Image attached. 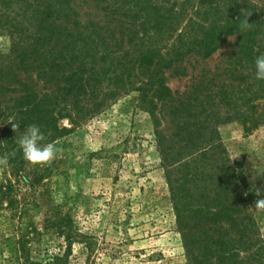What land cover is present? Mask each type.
Returning a JSON list of instances; mask_svg holds the SVG:
<instances>
[{
  "label": "rangeland",
  "instance_id": "obj_1",
  "mask_svg": "<svg viewBox=\"0 0 264 264\" xmlns=\"http://www.w3.org/2000/svg\"><path fill=\"white\" fill-rule=\"evenodd\" d=\"M50 5L0 0V130L10 125L16 80L23 78L13 75L17 54L57 46L48 32L37 35ZM69 6L82 30L60 36L77 57L66 64L96 90L75 89L73 112L82 123L59 121L68 132L53 142L63 151L51 166L30 165L45 170L44 177L33 190L18 183L19 214L10 219L7 201H0V264H13L6 239L25 231L32 259L62 257L65 242L46 227L57 213L82 235L63 264H217L202 258L199 244L191 258L185 250L176 212L183 220L193 210L197 222L209 212L220 215L212 226L223 227L232 242L233 257L224 264H264V212L252 207L253 184L264 189V80L255 77V59L264 54V0H71ZM248 13L254 30L241 32ZM209 28L225 35L204 58L195 52L199 46L186 45ZM186 49L192 51L168 61ZM149 52L169 63L158 77L172 101L142 94L137 56ZM148 60L152 65L154 58ZM109 64L117 82L104 75L93 83V72ZM41 87L34 83V92ZM221 207L235 212V223Z\"/></svg>",
  "mask_w": 264,
  "mask_h": 264
},
{
  "label": "trees",
  "instance_id": "obj_2",
  "mask_svg": "<svg viewBox=\"0 0 264 264\" xmlns=\"http://www.w3.org/2000/svg\"><path fill=\"white\" fill-rule=\"evenodd\" d=\"M70 2L71 0H52V5L47 7L48 15L39 20L37 25V35L48 32V34L52 36L50 39L56 37L57 40H55L54 43L57 46L55 49L45 52L44 54H39L37 50H30L29 53L25 52V50H21L17 54V66H14V77L17 78L19 75H22L23 78L16 80L18 90L13 91V93L16 94L13 98V112L10 121L19 124L21 132L25 127L33 123L39 125L47 138L44 143L53 142L62 138L68 132L66 129H60L59 121L61 119L66 118L73 125L82 123V119L77 118L73 112V108L78 107L77 92L75 93V89L77 88L79 89L78 91L81 92L86 89V87L91 86L94 91L96 90V87L90 84L83 85L81 83L79 76L84 72H74L73 66L66 64L67 60L69 63H75L77 57L74 56L75 52L69 50L66 39L60 38V36L62 34H66L67 36L70 32H80L77 29L82 30L79 22H73L74 19H77V14L75 11L73 12L71 8L69 9ZM144 3L149 4L147 2ZM175 7L176 4L172 6L174 9ZM261 23L264 24V22ZM212 29L213 28L207 29L197 40H190V44L186 46H199L195 48V52L204 58L210 57L220 46L216 41H220L223 34L225 35L224 30L216 35ZM250 30H254L253 24ZM77 41H79V39ZM82 41L83 45L88 43L86 40ZM40 42V39H36L34 45ZM195 43H197V45H195ZM187 51L192 50L186 49L178 51L177 53L175 52L173 57L168 61L172 62L180 59L188 53ZM80 52L82 54H79V59L83 56L84 51L82 50ZM86 52L89 57L90 54L88 50H86ZM70 53L73 54L70 55ZM29 56L33 59L32 61L28 60ZM148 57L154 58L152 65L149 64ZM137 61V66L143 69L144 74L140 82L142 94L146 96L149 92L154 91L158 100H174L170 89L165 86L161 78L158 77L159 72L168 67L167 64L169 63H167L161 55H157L153 52H149L148 54L140 53L139 56H137ZM108 66L110 68L109 70H98L93 72V83H98L97 79L104 75L107 81L110 82L114 80L117 82V77L114 76L115 71L111 69L115 68V66L112 67V64ZM130 67H127L124 73L133 69L135 66ZM67 68L69 70L68 75L66 74ZM152 68L155 72L154 78L150 75V69ZM0 72H2L1 69ZM145 79L146 82H144ZM39 81L43 83V87L40 88L41 92L36 94L33 90V86L34 83L37 82L38 84ZM2 89L3 84L0 82V92ZM69 98H73L70 106L67 104ZM19 134V132L15 133L12 131V123L0 130V156L7 154L9 158V166L6 169H1L0 201H7L6 209L10 212V219H13L20 211V202L16 196L18 183H23L27 185L29 190H33L35 186L39 185L42 181L45 171L40 168L30 167V164L23 159L22 151L16 143ZM20 173H25V175ZM230 177L232 180L234 179V173L231 170ZM167 181L169 186H171L172 182L168 179ZM206 189H208V187H206ZM236 191V196L240 198V201L243 203L244 200L242 199L240 190L236 189ZM220 211L221 213L226 211L227 217H229L226 219L235 223L236 216L233 210L229 211L228 208L226 210L225 207H221ZM176 213L178 230L183 239L185 250L189 258L194 254L193 246L195 244H199V252H201L202 258L206 260L207 263L216 258L217 264H224L228 258L233 257L227 254L232 242L224 238L225 229L221 226H212V222L220 217L219 214H210L209 212V214L197 217L199 221L197 222L195 221L197 212L194 210L191 211L189 217L183 218V220L178 216V211ZM46 227L53 230L54 233L60 236L65 242L63 256L47 257L45 260L32 259L26 238L29 233L25 231V233H19L18 236H12L6 239L8 253L13 264H63L67 257L71 255L73 244L80 243L78 237H82V235L75 232L72 220L68 215L61 216L59 213L55 214L54 217L46 220Z\"/></svg>",
  "mask_w": 264,
  "mask_h": 264
},
{
  "label": "clouds",
  "instance_id": "obj_3",
  "mask_svg": "<svg viewBox=\"0 0 264 264\" xmlns=\"http://www.w3.org/2000/svg\"><path fill=\"white\" fill-rule=\"evenodd\" d=\"M250 15L251 13H248V15L243 16V19H240L241 32L251 29L252 24L248 22V17ZM255 69L256 79L264 80V54L255 59ZM9 123H12L13 132L20 133L16 143L22 151L23 159L30 165H39L41 167L51 166L58 154L63 151L55 142L44 143L47 138L39 125L33 123L25 127L21 132L19 124L12 121H9ZM8 166V155L4 154L0 156V168L6 169ZM253 190L257 199L254 201L252 207L257 211L264 212V189L256 187L255 184H253Z\"/></svg>",
  "mask_w": 264,
  "mask_h": 264
}]
</instances>
